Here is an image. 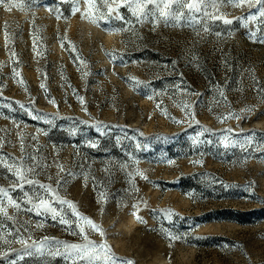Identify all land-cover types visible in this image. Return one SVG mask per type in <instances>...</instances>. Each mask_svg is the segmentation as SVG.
<instances>
[{"label":"rangeland","instance_id":"374dc122","mask_svg":"<svg viewBox=\"0 0 264 264\" xmlns=\"http://www.w3.org/2000/svg\"><path fill=\"white\" fill-rule=\"evenodd\" d=\"M143 3L0 0V264H264V0Z\"/></svg>","mask_w":264,"mask_h":264},{"label":"snow or ice","instance_id":"6c2138e0","mask_svg":"<svg viewBox=\"0 0 264 264\" xmlns=\"http://www.w3.org/2000/svg\"><path fill=\"white\" fill-rule=\"evenodd\" d=\"M162 2L164 3V8L165 9H168L171 7V5L173 4L174 0H162ZM176 2H178V0H176ZM147 3H156V0H145V3L143 4H137V10L138 12L142 13L143 10H144V7H146ZM240 3L242 4L243 3V0H240ZM91 6V5H90ZM159 6V5H157ZM187 7L189 9H192V8H196L197 5L195 3H188L187 4ZM111 11V9H109ZM164 16H168L169 15V12L168 11H164L163 13ZM226 22H230V21H226ZM82 99V98H81ZM17 175H20V173L18 172ZM27 183H33V181L29 180L27 181ZM42 187H45L42 185ZM0 192H5L4 189H0ZM5 195H7V193L5 192ZM9 203H14L13 201L9 200ZM64 203H69V205L73 208V210L75 211V206L74 205H71V202H68V201H64ZM16 207H19L18 204L15 205ZM38 208H47L48 210L52 211L54 213V217L55 218V210L54 209H51L46 202L44 201H41V203L37 206ZM0 213H3L4 215H7V210L6 208H4L3 206H0ZM78 214V213H77ZM79 215V214H78ZM139 218V217H138ZM83 219L88 223L90 224L93 228L99 230V226L98 225H95L90 219H88L87 217H83ZM61 223H64V224H67L68 221L67 220H61ZM103 234V233H101ZM91 243V242H90ZM74 248L75 247H79V246H73ZM126 264H132L131 261H127Z\"/></svg>","mask_w":264,"mask_h":264}]
</instances>
